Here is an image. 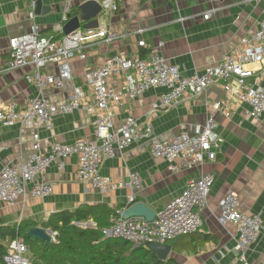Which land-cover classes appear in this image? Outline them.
<instances>
[{"label":"crops","instance_id":"obj_1","mask_svg":"<svg viewBox=\"0 0 264 264\" xmlns=\"http://www.w3.org/2000/svg\"><path fill=\"white\" fill-rule=\"evenodd\" d=\"M31 1L0 0V63L10 59L9 40L28 32L27 15ZM34 1L36 9L39 0ZM40 1L42 8L38 14L35 12V22L41 28L42 36L52 38L58 36L54 28L58 25L64 27L70 19L79 16V5L88 0ZM95 1L99 3L102 0ZM211 8L216 11L208 21H204L203 13ZM263 9L264 0H217L213 4L201 0H121L118 12L105 14V20L99 21L98 28L123 34L125 38L112 45L99 44L97 37L88 39L91 45L86 51V60L76 64L75 82L81 84L84 72L99 67L107 56L119 54L131 58L140 51L151 50L161 54L168 63L180 65L182 76L200 75L205 68L219 63L229 54L242 37L258 29ZM75 12L77 14L70 16ZM85 23L81 22L80 28ZM136 30H143V33L134 34ZM139 42H143L146 48L140 49ZM160 43L162 46L158 48ZM248 68L255 70L259 67L250 65ZM26 73L27 70H13L0 76V106L15 101L20 108L25 107L36 95L35 88L24 80ZM228 84H231L230 93L224 90L226 84L221 81L198 96L186 95L179 106L166 111H152L165 92L163 88H153L134 101L126 100L113 116L116 127L126 118L133 117L138 123L148 121L157 139L171 140L181 132L194 133L212 114L216 131L224 140L214 161L190 171L171 173L164 160L151 157L150 143L140 141L106 160L101 175L127 181L128 175L135 173L142 181L141 189L134 192L124 188L103 195L87 191L75 179L78 160L72 156L64 161L62 170L54 164L36 179L37 183L55 184L51 195L44 199L25 197L12 206L0 204V227L28 220L43 228L41 224L51 215L73 211L81 205L101 207L96 210L106 217L109 225L110 213L125 208L131 195H134L135 202L143 203L156 212L177 197L189 181L202 174H211L213 185L199 235H209L212 240L203 244L198 236L179 237L181 240L175 239L178 242L175 251L170 245L173 241L168 243L171 246L168 259L178 264H232L237 261L233 251L235 226L217 222L219 202L231 192L239 200L240 211L261 217L263 231L247 249L245 258L250 264H264V115L248 117L249 107L235 96L237 85L234 82ZM261 85L264 86V79H261ZM45 96L53 103H62L67 101L69 93L48 90ZM216 103L221 104V109L212 112L211 106ZM94 121L95 117L84 111L56 115L51 132L39 130L41 145L49 150L53 144L70 145L80 139H93ZM0 144L4 146L0 153L1 171L19 157L29 155L31 133L20 131L17 126L0 127ZM81 224L92 226L93 221L90 219ZM193 239L191 247L196 246V251L184 247ZM31 257L33 260L34 255Z\"/></svg>","mask_w":264,"mask_h":264},{"label":"built area","instance_id":"obj_2","mask_svg":"<svg viewBox=\"0 0 264 264\" xmlns=\"http://www.w3.org/2000/svg\"><path fill=\"white\" fill-rule=\"evenodd\" d=\"M213 4L217 0H201ZM121 0H102L99 2L101 15H114L119 10ZM216 9L203 13L208 21ZM258 29L245 37L219 63L204 69L203 73L191 77L182 76L181 66L173 65L157 51L151 50L143 58L135 55L131 58L119 54L107 56L103 63L93 70H86L83 82H75L74 72L77 63L86 60V51L91 43L88 39L97 37L99 44L112 45L125 38L102 28H79L64 34L63 27H55L57 37H44L41 28L35 22V1H31V10L27 15L29 30L13 37L8 42L10 59L0 63V76L13 70H27L24 80L33 86L36 95L25 107L17 102L0 106V127L17 126L20 131L31 133L30 153L0 171V204L12 206L23 198L44 199L54 191L53 183H37L36 179L56 164L58 170L64 168V161L76 156L78 160L75 179L86 187L87 191H96L103 195L129 188L139 191L142 187L140 177L135 173L128 180H115L101 175L103 163L140 141L150 143V155L167 163L171 173L190 171L217 158L224 140L217 133V125L212 114L201 128L194 133L181 132L171 140H159L153 133L148 121L138 123L133 117L126 118L116 127L113 123L114 111L126 100L134 101L153 88H163L152 111H166L179 106L186 95L198 96L208 87L224 81V90L231 91V84L237 85L235 96L240 103L249 107L250 118L264 115V9ZM65 20V19H64ZM136 30L134 34H142ZM162 44L158 45L160 48ZM138 47L145 49L143 42ZM256 65L258 69H249ZM252 79L253 82H248ZM121 82V84L119 82ZM54 90L68 92L69 98L62 103H53L45 92ZM221 104L211 106L212 112H219ZM75 111H84L95 117L94 138L80 139L73 144H53L49 150L43 149L39 130L52 131L53 118ZM4 146L0 144V153ZM31 185V186H30ZM213 185L211 174H202L189 181L184 190L164 207L154 212L152 221L144 218L123 219L125 210L115 209L109 215V225L102 230L106 239L123 240L134 247L149 244H168L175 239L201 232L203 212ZM135 202L134 195L128 198L127 206ZM217 222L220 225L232 224L236 228L235 245L237 261L232 264H250L245 252L260 237L263 226L261 217L240 211L239 200L228 192L219 202ZM79 226V225H78ZM56 242V233L51 234ZM29 249L20 238L6 243L5 264H35L28 257Z\"/></svg>","mask_w":264,"mask_h":264},{"label":"trees","instance_id":"obj_3","mask_svg":"<svg viewBox=\"0 0 264 264\" xmlns=\"http://www.w3.org/2000/svg\"><path fill=\"white\" fill-rule=\"evenodd\" d=\"M74 14L77 12L71 13L70 16ZM146 53L140 51L139 55L143 58ZM96 208L101 207L81 205L73 211L51 215L41 224L43 228L56 233V242H51L48 246L39 240L26 237L29 229L37 226L32 221L26 220L12 226L0 227V264H5L3 257L6 254V243L15 238L22 239L31 252L35 251V254L33 253L35 264H178L173 259L159 261L143 246L134 247L123 240L104 238L102 230L108 224L106 217L99 214ZM90 219L93 221L92 226L85 228L78 226ZM199 233L182 237L198 236L203 244L212 240L211 236ZM176 240L170 243L173 251L178 245ZM194 241L193 239L187 242L184 247L196 251V246L191 247Z\"/></svg>","mask_w":264,"mask_h":264},{"label":"water","instance_id":"obj_4","mask_svg":"<svg viewBox=\"0 0 264 264\" xmlns=\"http://www.w3.org/2000/svg\"><path fill=\"white\" fill-rule=\"evenodd\" d=\"M42 8L41 1L36 2V14L39 13ZM44 10V9H43ZM41 12V11H40ZM79 16H75L68 21L63 27L64 34H69L80 28L81 22H86L82 25V29H97L99 26V17L101 16V7L95 0H88L78 7ZM69 17V16H68ZM154 211L143 203L134 202L130 206H126L122 213L123 219L129 218H144L147 222H150L154 218ZM52 231L45 230L41 227H34L29 229L26 233V237L34 240H39L48 246L52 242ZM147 250L157 257L159 261H166L171 252V246L168 244H149Z\"/></svg>","mask_w":264,"mask_h":264},{"label":"rangeland","instance_id":"obj_5","mask_svg":"<svg viewBox=\"0 0 264 264\" xmlns=\"http://www.w3.org/2000/svg\"><path fill=\"white\" fill-rule=\"evenodd\" d=\"M105 17H106L105 14L101 15V16L99 17V21H100V22H104ZM88 226H89V225H87V224H81V225H79V227H81V228H85V227H88ZM33 253L35 254V251H33L32 254H33ZM32 254L30 253V254L28 255V257H29V258H32V257H31Z\"/></svg>","mask_w":264,"mask_h":264}]
</instances>
